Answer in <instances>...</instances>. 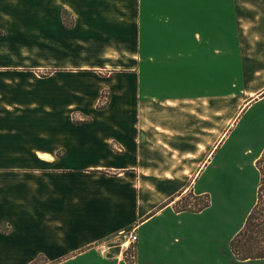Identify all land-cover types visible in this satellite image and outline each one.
I'll return each mask as SVG.
<instances>
[{
	"label": "crops",
	"instance_id": "0c3cea01",
	"mask_svg": "<svg viewBox=\"0 0 264 264\" xmlns=\"http://www.w3.org/2000/svg\"><path fill=\"white\" fill-rule=\"evenodd\" d=\"M150 1L0 0V264H128L115 238L133 229L137 264H264L232 248L258 204L250 191L239 194L240 173L252 188L264 140L251 145L261 151L210 148L224 134L219 65L210 77L202 62L207 90L196 96L203 106L215 100L217 118L176 114L182 97L142 59V22L156 21L158 0ZM199 1L207 4L200 22H225L224 0ZM173 10L157 22L180 20ZM231 10L235 22H257L264 0ZM262 103L249 105L233 132L245 118L247 130L264 125L254 113ZM226 170L229 197L219 191ZM199 180L217 194L192 212L180 203Z\"/></svg>",
	"mask_w": 264,
	"mask_h": 264
},
{
	"label": "rangeland",
	"instance_id": "374dc122",
	"mask_svg": "<svg viewBox=\"0 0 264 264\" xmlns=\"http://www.w3.org/2000/svg\"><path fill=\"white\" fill-rule=\"evenodd\" d=\"M146 1L152 3L150 0ZM193 1L195 2L189 1L185 4V0H181V2L170 0L169 3L166 0H158V6L155 8L156 21L142 22L144 30L142 31L143 42L141 43L142 54L144 55L143 62L146 66L157 69L155 73H159L161 76L162 88H171L173 93L175 91L178 97H182L181 100L177 101L176 114L204 115L214 120L217 118L215 100L214 106L212 105V97L209 98L208 105L203 106L206 100L201 101L196 96L201 91L204 93V90L205 92L207 90L206 85H202L203 80L200 76L202 62L206 65L204 70L207 72L205 73H208L210 77H216L215 69L219 65L224 81V99L221 102L223 108L219 110V118L223 117L220 119L224 121V134L220 132L215 145L210 146V148L216 147L217 143L220 146L225 142L226 152L237 153L241 150L248 151L255 148L261 151L260 148L251 145H256L258 141L264 140L263 122L262 125L260 122L259 128L254 126L247 130L245 126L248 119L245 118L244 124L233 132L235 125L240 121L249 105L264 98V18L257 22H235L231 10L232 2L245 3L247 6L256 0H224L226 5L225 22H200L201 10L207 4L203 5L199 0ZM150 8H152V4ZM186 8L190 9L193 15L190 22H185ZM170 10H173L174 15L176 14L180 20L157 22V17L160 15L167 19ZM186 71L190 78L191 90L184 89V72L186 73ZM176 80L177 83H174ZM188 96L187 102H182ZM109 100L108 92L103 93L97 107L106 106ZM256 112L264 113V103L255 109L254 113ZM254 134H259L260 137L256 139ZM263 148L261 147V149ZM250 174L253 176L252 188L246 186L248 173H240V175H245L244 177L247 179L245 183L240 182L241 192L239 194L247 196L250 191L251 195L258 200V204L252 212L249 224L241 232L242 234L240 233L236 237L237 244L235 246L241 251L242 256L251 253H264V151L261 155V163H257L256 168L253 167ZM229 175L230 172L226 170V180H223V186L219 187V191H223L220 193L225 197L234 194L231 192L234 188L229 187ZM241 179L244 180L243 177ZM201 186L202 181L199 180L195 189L192 187L188 191L181 201L182 204L180 203L182 208L197 212L209 205L208 200L211 195L217 194V188L213 186L201 188ZM201 189H206L207 193L203 194L202 197H196ZM239 194L236 193V195ZM225 215H228L227 209ZM233 226H225L226 243L236 229Z\"/></svg>",
	"mask_w": 264,
	"mask_h": 264
},
{
	"label": "built area",
	"instance_id": "2783aa9c",
	"mask_svg": "<svg viewBox=\"0 0 264 264\" xmlns=\"http://www.w3.org/2000/svg\"><path fill=\"white\" fill-rule=\"evenodd\" d=\"M138 236L135 233V230L131 231H122L115 238V242L119 243L125 256L128 264H137V245ZM108 246L104 248L106 252Z\"/></svg>",
	"mask_w": 264,
	"mask_h": 264
},
{
	"label": "trees",
	"instance_id": "16d2710c",
	"mask_svg": "<svg viewBox=\"0 0 264 264\" xmlns=\"http://www.w3.org/2000/svg\"><path fill=\"white\" fill-rule=\"evenodd\" d=\"M66 24L69 25V26L71 25V24L68 23V22H66ZM103 107H105V106H104V105H102V106L100 105L98 109H103ZM257 163H258V164L261 163V158L259 159V161H258ZM258 195H259V194H258ZM251 216H252V215H251ZM251 216H250V217H251ZM249 220H250V218L248 219L246 226L249 224ZM245 228H246V227H245ZM245 228L242 230V232L245 230ZM241 234H242V233H241ZM239 235H240V234H239ZM239 235H238V236H239ZM238 236H237V237H238ZM236 241H237L236 238L232 241V248H233V251H234L235 254H237V253L239 254V251L236 250V246H235V245L237 244ZM259 252H260V251H259ZM256 255L262 257V256H264V253H261V252H260V253H256Z\"/></svg>",
	"mask_w": 264,
	"mask_h": 264
}]
</instances>
